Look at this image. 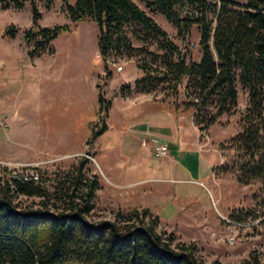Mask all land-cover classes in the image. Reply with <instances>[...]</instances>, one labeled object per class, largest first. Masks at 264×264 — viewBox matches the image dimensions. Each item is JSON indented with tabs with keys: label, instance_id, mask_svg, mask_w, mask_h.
I'll list each match as a JSON object with an SVG mask.
<instances>
[{
	"label": "trees",
	"instance_id": "1",
	"mask_svg": "<svg viewBox=\"0 0 264 264\" xmlns=\"http://www.w3.org/2000/svg\"><path fill=\"white\" fill-rule=\"evenodd\" d=\"M61 1L71 23L48 27L40 24L43 16L36 0H0L3 10L30 5L32 24L23 29L25 43L33 47L30 56L46 51L80 21L92 20L99 27L98 50L103 59L123 53L150 55L152 64L139 65L144 74L135 80L133 90L151 93L161 87L179 94L182 87L189 99L186 106L195 110L194 122L202 132L221 114L235 111L241 86L247 94L241 128L219 144L225 157H231L219 169L233 172L239 184L258 182L254 199L264 206V0H139L151 12L163 15L179 34L198 26L202 51L198 61H187L168 32L134 0ZM52 2L48 0V6ZM185 8L188 12L183 14ZM129 25L137 27L143 39L157 42L162 53L135 47L127 32ZM19 31L11 23L4 34L15 38ZM157 62L159 67L153 65ZM105 70L110 76L107 66ZM126 87L121 85L120 90ZM213 98L216 113L206 111ZM98 101L99 123L91 125L89 148L108 129L112 99L99 91ZM90 163L89 157H80L57 177L52 192L42 172L39 183L0 179V264H208L196 256L193 243L177 241L174 232H158L160 216L148 207L119 208L112 219L90 221L87 215L95 208L93 199L100 188ZM20 197L41 201L36 207L23 206L17 202ZM251 216L254 211L242 208L230 213L239 222ZM249 264H264V260L254 255Z\"/></svg>",
	"mask_w": 264,
	"mask_h": 264
},
{
	"label": "rangeland",
	"instance_id": "2",
	"mask_svg": "<svg viewBox=\"0 0 264 264\" xmlns=\"http://www.w3.org/2000/svg\"><path fill=\"white\" fill-rule=\"evenodd\" d=\"M134 1L168 32L187 61L199 60L202 51L196 24L190 33L179 34L163 15L151 12L139 0ZM208 1L215 3L216 0ZM36 2L43 16L41 25L53 27L71 23L61 0H53L50 6L48 0ZM69 2L74 4L75 0ZM208 17L212 18V13ZM11 23L20 28L15 38L4 34ZM31 24L29 4L22 10H3L0 7V158L13 162L38 163L41 172L46 175L45 186L52 192L57 177L67 172L80 157H91L90 167L92 173L99 177L100 188L93 199L95 208L87 218L96 222L112 219L114 211L119 208L142 209L129 202L130 194L127 190L130 186L109 183L98 157L99 148L96 145L89 148L87 139L91 133V125L99 123L98 92L104 91L106 97L112 100L131 98L143 93L136 92L133 88L135 80L144 74L139 65L152 64L150 55L140 53L129 56L123 53L114 56L116 65L108 64L98 56L97 23L84 20L73 31L61 33L46 51L30 56L29 51L33 47L25 43L23 29ZM127 32L135 47L162 53L157 42L143 39L144 35L139 34L137 27L129 25ZM194 43L198 44L197 48L192 47ZM119 65L123 66L122 70L117 69ZM153 65L160 66L159 62ZM105 66L108 67L110 76L107 75ZM97 84L100 88H97ZM124 84L128 87L121 91L120 86ZM238 90L239 103L235 111L221 114L212 126L214 130L228 136L225 140L240 130V116L247 105L245 91L240 85ZM145 94L153 99L171 102L172 106L194 115L195 110L186 106L189 99L182 87H179V94L174 89L164 91L161 87ZM206 111H218L215 98L210 100ZM111 137L107 138L113 140ZM203 138L211 150H220V143L216 145L209 132H204ZM222 156L223 163L230 162L231 157L226 158L223 153ZM219 167L214 170L213 184L218 190L219 186L222 189L223 204L216 202L215 188L210 186L209 191L201 185L191 186L207 214L198 220L206 219L208 227H186L181 228L180 232L173 223L162 221L157 230L160 233L174 232L177 241L193 243L196 256L208 264H249L254 255L264 260V206L254 199V195L259 194L260 184L236 183L233 172H223ZM223 173L225 179L220 181L218 175ZM39 201L41 198L38 197H20L17 200L23 206L35 207ZM51 208L55 211L54 206ZM241 208L254 211V216L245 222L230 217L233 210ZM224 218L242 223V226L228 223Z\"/></svg>",
	"mask_w": 264,
	"mask_h": 264
},
{
	"label": "crops",
	"instance_id": "3",
	"mask_svg": "<svg viewBox=\"0 0 264 264\" xmlns=\"http://www.w3.org/2000/svg\"><path fill=\"white\" fill-rule=\"evenodd\" d=\"M193 117L171 102L153 99L145 93L114 98L106 119L108 129L94 142L109 183L130 186L127 193L132 205L150 208L161 222L173 223L179 231L208 227L206 219L198 220L207 214L191 186L215 188L216 202L223 204L222 189L213 184L214 170L223 164L222 152L210 149ZM212 126L206 132L216 145L228 138ZM152 137L165 141L169 148L167 156H154ZM224 176L219 174V180L223 181ZM232 176L236 179L234 173Z\"/></svg>",
	"mask_w": 264,
	"mask_h": 264
},
{
	"label": "built area",
	"instance_id": "4",
	"mask_svg": "<svg viewBox=\"0 0 264 264\" xmlns=\"http://www.w3.org/2000/svg\"><path fill=\"white\" fill-rule=\"evenodd\" d=\"M187 12H188V9L185 8L183 10V14ZM192 47L197 48L198 44L194 43ZM98 56L103 59L102 55L99 52H98ZM103 60H105L108 64L116 65L115 57L109 56ZM117 69L122 70L123 66L119 65ZM194 101L198 102L199 100L195 98ZM0 127H1V124H0ZM151 143L153 145V154L155 157L162 158L168 155L169 148L163 139L159 137H152ZM0 179L1 180L9 179L11 181L13 180L32 181L34 183H39L41 181L40 165L38 163H23V162L7 161V160H4L3 158H0ZM224 220L227 221L228 223L242 226V223L229 221L225 218Z\"/></svg>",
	"mask_w": 264,
	"mask_h": 264
}]
</instances>
